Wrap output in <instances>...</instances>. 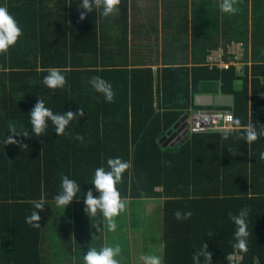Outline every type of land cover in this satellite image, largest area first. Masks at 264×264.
I'll list each match as a JSON object with an SVG mask.
<instances>
[{
  "label": "trees",
  "instance_id": "1",
  "mask_svg": "<svg viewBox=\"0 0 264 264\" xmlns=\"http://www.w3.org/2000/svg\"><path fill=\"white\" fill-rule=\"evenodd\" d=\"M125 1L116 9L126 29ZM81 4L82 0H0V7L22 30L16 43L0 54V264H41V226L25 220L33 211L31 202L55 200L63 176L80 185L74 198L85 199L89 189L98 196L91 183L95 169L109 170L107 160L116 157L132 165L116 185L121 198L162 195L215 201L212 216L198 217L187 227L188 236L193 235L189 264L204 242L221 257L232 251L236 226L228 214H238L244 207L249 236L241 264H264V160L259 159L264 135L250 144L242 132H231L227 139L216 132L188 134L171 148L158 142L183 115L197 109H228L234 120H240L241 129L249 123L258 132L264 129V0H252L251 20L247 18L250 2L243 0L240 27L223 31L227 42L247 45L244 40L251 37L252 50L258 53L257 60L242 66V79L233 65L227 70L209 69L199 58L191 67L164 64L156 71L149 66L128 69L120 41L114 51L100 43L101 9L94 8L81 20ZM52 68L65 76L62 88L43 83ZM94 76L111 84L113 102L94 90L89 83ZM237 79L242 80L239 89L233 87ZM201 81H219L221 93L233 96L232 105H194ZM39 98L54 114L81 107L85 115L68 124L61 136L49 120L45 134L36 137L29 112ZM103 121L110 126L107 132L100 129ZM10 122L28 137L14 135L8 129ZM77 134L83 142L75 139ZM9 136L17 142L5 143ZM155 186L162 191H155ZM204 217L208 221L202 225ZM205 237L203 243L195 241Z\"/></svg>",
  "mask_w": 264,
  "mask_h": 264
},
{
  "label": "crops",
  "instance_id": "2",
  "mask_svg": "<svg viewBox=\"0 0 264 264\" xmlns=\"http://www.w3.org/2000/svg\"><path fill=\"white\" fill-rule=\"evenodd\" d=\"M125 2L126 29L116 9L113 14L100 21L101 29L104 30H101L100 43L105 42V49L114 51L119 49L118 42L120 41L123 44L122 50L126 51V57L124 53L122 59H127L128 69L149 66L156 71L164 64L191 67L199 61L201 65L206 66L211 54L220 56L219 53H223L227 48L241 44L240 41L231 39L227 42L223 31L240 27L243 0H237L234 6L238 10L229 14L221 11L222 0H126ZM149 2L152 3L149 6H155L158 12V20L150 18ZM248 2L250 5L247 6V17L251 18L252 0ZM183 7L185 12L180 16L178 12ZM112 25L113 27L109 29ZM249 26L251 30V21H249ZM209 27L211 31L208 30ZM182 31L185 32L178 39V32ZM249 38L251 40V37ZM150 39L153 41L154 48L157 49L155 50L156 56L146 55V50L151 49ZM213 40L217 41V45L209 50V45L213 43ZM249 43H251L249 45L251 52L252 40ZM164 44L166 47L163 46ZM243 48L241 49L245 52L247 49ZM238 53V51L234 53L236 57L234 67L236 75L240 76L241 72L244 73L242 65L246 63L242 61L241 56V61H238ZM146 56L148 60L154 62L152 64L143 63ZM224 57L220 56L218 60L223 62ZM198 58L199 61H197ZM247 64L250 65L251 61ZM108 127L110 126L107 122L106 124L104 121L100 122V129L106 130L104 132H107ZM158 142L163 148L168 146H164L166 140L162 137L158 139ZM169 142L172 141L169 140ZM154 190L162 191V187L155 186ZM122 199L127 201L126 210L116 217L115 232L107 230L106 221L99 211L94 217L87 215L83 198H73L65 209L57 206L55 200L43 201L45 205L40 211L39 239L41 264H84L83 256L89 248L94 247L99 251L104 246L114 245H119L122 250L121 255L116 257L120 264H142L140 257L145 254L160 256L163 264H189L191 253L189 246L193 235L188 236L187 227L198 217L212 216L210 212L216 211L215 201H206L204 197L169 198L161 195ZM147 206L150 209L146 211ZM177 210L191 211L192 216L186 220H177L174 216ZM144 215L149 217L148 233L143 231ZM205 217L202 225L208 221ZM133 224L135 228L132 230L131 225ZM131 234H133L132 240ZM194 239L195 237L193 241ZM205 239L208 238H197L195 241L203 243ZM235 244L232 246V251L224 257L209 250L212 253L213 264H229V261L225 259L228 255L233 258L232 264H241L244 254L234 247ZM182 245L185 248L181 250Z\"/></svg>",
  "mask_w": 264,
  "mask_h": 264
},
{
  "label": "clouds",
  "instance_id": "3",
  "mask_svg": "<svg viewBox=\"0 0 264 264\" xmlns=\"http://www.w3.org/2000/svg\"><path fill=\"white\" fill-rule=\"evenodd\" d=\"M120 2L121 0H82V4L78 7V9L82 8L84 10L80 13V19L83 20L94 8L101 9V15L103 17H109L114 13ZM236 2L237 0H222L220 4L221 11L235 13L238 10L234 6ZM21 35L22 30L18 27L15 19L8 13L5 7H0V54L6 53L8 48L14 45ZM224 61L226 60L223 59V62ZM66 82L65 76L56 68L50 69L43 79V83L51 89L62 88ZM89 83L93 86L95 91L103 94L107 102L111 103L114 101L115 93L112 90L111 84L106 80L99 76H94L90 79ZM261 108L259 110H261ZM29 114L33 132L36 137H40L45 134L47 122L49 120L54 125L56 135L61 136L65 133L68 124L73 120H77L78 116L85 115V112L84 109L80 107L75 111L69 110L65 111L63 114H54L50 108L45 106L44 100L39 98ZM228 119L232 121L233 126L223 130L224 139H227L231 132H242L244 140L250 144L256 141L261 135H264V129L258 132L256 127L251 123L241 129V122L239 119L233 120L232 117ZM8 129L11 130L14 135L28 137L27 132L23 134L18 133L15 125L11 122L8 125ZM75 139L81 142L84 140L83 136L80 134H77ZM16 142L13 136H9L7 140H5V143ZM259 159L264 160V152L260 153ZM107 165L109 169L107 171L104 167L95 169V175L91 183L99 195L93 196V190L89 189L85 194L84 210L89 217L96 216L98 211L102 213L106 221L107 230L109 232H115L117 229L116 217L126 210L127 205V201L121 198L116 185L122 182L123 173L130 169L132 165L130 161H124L120 157L109 158L107 160ZM79 191L80 185L76 181L68 178V176H63L61 178V191L54 197L56 205L65 209ZM31 203L33 205V211L25 218L26 223L33 227H40L39 221L41 217L37 210L42 211L45 203L42 200H33ZM228 215L236 226L234 237L237 243L234 247L246 253L248 251L247 237L249 236L246 221L248 209L244 207L239 210L238 214L229 212ZM174 216L177 220H186L192 216V212H181L177 210ZM121 252L122 250L119 245L104 246L99 251L93 247L89 248L87 253L84 254L83 261L84 264H120V261L117 260L116 257L120 256ZM201 258H203V262ZM225 259L229 261V264H232L233 258L231 255L226 256ZM140 260L142 264H163L160 256L152 254L142 255ZM192 260L193 264H213L212 253L209 251L206 242L199 250L193 253Z\"/></svg>",
  "mask_w": 264,
  "mask_h": 264
},
{
  "label": "built area",
  "instance_id": "4",
  "mask_svg": "<svg viewBox=\"0 0 264 264\" xmlns=\"http://www.w3.org/2000/svg\"><path fill=\"white\" fill-rule=\"evenodd\" d=\"M229 49L227 48L223 53H219L221 57L225 56L226 61L224 62L218 60L220 58L219 55L211 54L207 59V67L209 69L215 67L219 70H227L230 65H235L236 57ZM186 116L184 122L186 123L187 134L223 133L224 129L233 126L232 121L228 119L229 117L234 118L233 113L228 109H197L191 110Z\"/></svg>",
  "mask_w": 264,
  "mask_h": 264
},
{
  "label": "water",
  "instance_id": "5",
  "mask_svg": "<svg viewBox=\"0 0 264 264\" xmlns=\"http://www.w3.org/2000/svg\"><path fill=\"white\" fill-rule=\"evenodd\" d=\"M232 103L233 96L231 94L221 93L219 81L199 82L197 93L193 95V104L197 106H230ZM186 117V115H183L178 122L162 136V139L166 140L164 146L168 145L170 148L178 142L182 143L188 137L185 128L186 123L184 122ZM177 129H179L178 131L181 130L179 135ZM169 140L172 142H169Z\"/></svg>",
  "mask_w": 264,
  "mask_h": 264
},
{
  "label": "rangeland",
  "instance_id": "6",
  "mask_svg": "<svg viewBox=\"0 0 264 264\" xmlns=\"http://www.w3.org/2000/svg\"><path fill=\"white\" fill-rule=\"evenodd\" d=\"M149 4H151L152 5V3H148V9H149V15H150V18H152L153 20L156 18L157 20H158V12H157V10H156V8H155V6H149ZM242 6H243V2H242ZM116 11V10H115ZM183 12H185V9H184V7L182 8V9H180L179 10V14H180V16L181 15H184V13ZM229 14V13H228ZM180 16H179V18H180ZM247 18H249V17H247ZM249 20H251V18H249ZM113 27V25L111 26V27H109V29L110 28H112ZM208 30H210V27H209V29ZM211 31V30H210ZM183 32H185V31H182V32H178V39L182 36V33ZM161 34V33H160ZM152 37V35L150 36V38ZM161 38V37H160ZM150 42H148V43H150L151 45H150V47H151V49H147L146 50V55H149V54H153L154 56H156V54H157V52H156V54H155V50H157V49H155L154 48V45L152 44L153 43V41L150 39L149 40ZM244 41H248V43H247V45L246 44H244L243 42H241V45H239V44H236V45H234L233 47H231L229 50L232 52V53H235V52H239L238 53V57H239V62L241 61L240 60V56L242 57V61H244V63H249V61H253V60H257L256 59V55L258 54V53H256L255 51H253L252 49H254V44H253V41H252V48H251V52H250V48H249V45H251V43H249V42H251V40H250V38H248V39H246V40H244ZM243 44V45H242ZM164 47H166V44H164L163 45ZM237 47V48H236ZM242 47H244L243 49H247L245 52H243L242 51ZM255 47H256V45H255ZM234 49V50H231V49ZM160 51V50H159ZM149 57H150V55H149ZM154 61L152 60V61H150V60H148V58H147V56H146V59L144 60V62L143 63H146V64H152ZM249 65V64H248ZM242 66H244V65H242ZM240 76H239V78L240 79H242L244 76V73L243 72H241L240 74H239ZM235 89H239V88H241L242 87V80H237L235 83ZM180 126V125H179ZM182 128V127H181ZM181 128H179V129H181ZM179 129H177V131L179 130ZM181 132V130L180 131H178L177 133H178V135H179V133ZM167 148H169V147H167ZM148 207V206H147ZM150 209V207H148V209L146 208V211L147 210H149ZM148 219H149V217H147V218H145L144 220H142L143 222H144V224H143V231L145 232V233H148L149 232V226H148ZM142 222V223H143ZM132 230H133V228H131ZM133 232V231H132ZM133 239V234H131V240ZM157 242V241H156ZM134 243V246L136 245L135 244V242H133ZM142 251H144V249L142 250Z\"/></svg>",
  "mask_w": 264,
  "mask_h": 264
}]
</instances>
